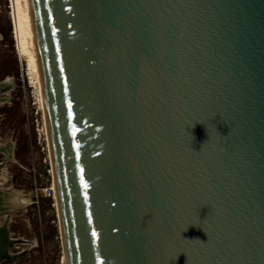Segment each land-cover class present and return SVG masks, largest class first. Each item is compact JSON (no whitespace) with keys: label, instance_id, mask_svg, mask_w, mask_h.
Returning a JSON list of instances; mask_svg holds the SVG:
<instances>
[{"label":"water","instance_id":"water-1","mask_svg":"<svg viewBox=\"0 0 264 264\" xmlns=\"http://www.w3.org/2000/svg\"><path fill=\"white\" fill-rule=\"evenodd\" d=\"M31 5L67 264H264V0Z\"/></svg>","mask_w":264,"mask_h":264},{"label":"rangeland","instance_id":"rangeland-1","mask_svg":"<svg viewBox=\"0 0 264 264\" xmlns=\"http://www.w3.org/2000/svg\"><path fill=\"white\" fill-rule=\"evenodd\" d=\"M14 22L13 2L0 0V143L11 144L15 156V160L5 162L3 172L0 168V189L2 194L19 189L24 198L29 197L28 204L16 208L7 220L13 236L26 239L27 244H18L15 251H25L1 264H65L56 199L43 195L37 198L34 192L36 184H51L54 175L39 83L20 50ZM5 157L0 152V160ZM6 216L2 212L0 222ZM6 244L10 246L7 238Z\"/></svg>","mask_w":264,"mask_h":264},{"label":"bare ground","instance_id":"bare-ground-1","mask_svg":"<svg viewBox=\"0 0 264 264\" xmlns=\"http://www.w3.org/2000/svg\"><path fill=\"white\" fill-rule=\"evenodd\" d=\"M11 1L13 2V10L15 13L14 24H15V26L18 25V39H19L20 50L22 51L23 54H25L27 56L29 66L32 68L31 70H33L35 72L36 77H37V81L39 83L40 99H41L42 108H43V117H44V124H45V128H46L48 149H49V153H50L52 171H53V175H54L53 162H52L51 149H50L49 136H48V129H47V122H46V115H45L43 95H42L41 78H40V70H39V62H38V54H37V46H36V37H35V29H34L31 0H11ZM1 85L4 86V83H2ZM7 142H9V141H7ZM9 146H12V145L0 143V152L4 153L6 156L3 163H1L0 168L5 166L6 161L15 160V156H13L11 153L12 147H9ZM2 170H3V168L1 169V171ZM53 177H54L53 183H54V188H55V199H56V204H57V208H58V212H59V220H60V210H59L55 175ZM1 178H2V175H1ZM1 195H2V197H1L2 199L0 200V214L5 211L7 214V216H6L7 220L9 219V217H11V213L16 208H21V207L27 205L29 202V197L24 198L23 197L24 195L22 194V192L19 189L18 190L13 189L10 192H9V190H8V192L3 191V194L1 193ZM60 229H61V233H62L61 222H60ZM62 239H63V234H62ZM27 242H29V241H27ZM31 243H33V242L31 241ZM63 248H64V262H65V264H67L64 241H63Z\"/></svg>","mask_w":264,"mask_h":264},{"label":"flooded vegetation","instance_id":"flooded-vegetation-1","mask_svg":"<svg viewBox=\"0 0 264 264\" xmlns=\"http://www.w3.org/2000/svg\"><path fill=\"white\" fill-rule=\"evenodd\" d=\"M3 159V158H2ZM5 159V158H4ZM3 160H0V165L1 163H3ZM7 222V229L8 232H4V234H2V225H5V223ZM4 229V228H3ZM6 238L10 244V246H6ZM24 241V242H23ZM18 244H27L25 243V240H22L20 238H16L13 236V234L10 232L9 230V225H8V221L5 217L4 221L0 222V264L2 261L4 260H9V259H13L10 258V255H21L25 250H17L15 251V249L18 248ZM5 253H9L8 257L6 258V254Z\"/></svg>","mask_w":264,"mask_h":264},{"label":"built area","instance_id":"built-area-1","mask_svg":"<svg viewBox=\"0 0 264 264\" xmlns=\"http://www.w3.org/2000/svg\"><path fill=\"white\" fill-rule=\"evenodd\" d=\"M34 192L37 198L43 195L55 200V188L53 181L51 184H47L46 186H41L39 184H36L34 187Z\"/></svg>","mask_w":264,"mask_h":264},{"label":"snow or ice","instance_id":"snow-or-ice-1","mask_svg":"<svg viewBox=\"0 0 264 264\" xmlns=\"http://www.w3.org/2000/svg\"><path fill=\"white\" fill-rule=\"evenodd\" d=\"M69 107H71V105L69 104ZM81 172H83V169H81ZM87 187V185H85ZM93 235H95V233H93Z\"/></svg>","mask_w":264,"mask_h":264}]
</instances>
